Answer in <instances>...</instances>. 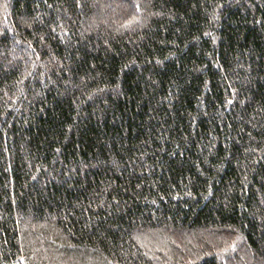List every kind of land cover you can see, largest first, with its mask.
<instances>
[{
	"label": "trees",
	"instance_id": "trees-1",
	"mask_svg": "<svg viewBox=\"0 0 264 264\" xmlns=\"http://www.w3.org/2000/svg\"><path fill=\"white\" fill-rule=\"evenodd\" d=\"M0 264H264V0H0Z\"/></svg>",
	"mask_w": 264,
	"mask_h": 264
},
{
	"label": "rangeland",
	"instance_id": "rangeland-1",
	"mask_svg": "<svg viewBox=\"0 0 264 264\" xmlns=\"http://www.w3.org/2000/svg\"><path fill=\"white\" fill-rule=\"evenodd\" d=\"M149 239V240H148ZM146 238V241H149L151 245H154V246H160V244H164V241L166 242V240L163 239V237L159 236L158 235H154V237H150V238ZM194 239V238H193ZM176 240L178 241H181L182 238L180 236H176Z\"/></svg>",
	"mask_w": 264,
	"mask_h": 264
}]
</instances>
